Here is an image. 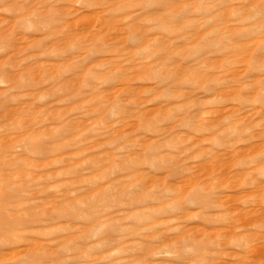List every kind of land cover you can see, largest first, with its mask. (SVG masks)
I'll use <instances>...</instances> for the list:
<instances>
[{"label":"rangeland","instance_id":"1","mask_svg":"<svg viewBox=\"0 0 264 264\" xmlns=\"http://www.w3.org/2000/svg\"><path fill=\"white\" fill-rule=\"evenodd\" d=\"M0 264H264V0H0Z\"/></svg>","mask_w":264,"mask_h":264}]
</instances>
